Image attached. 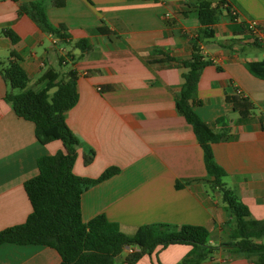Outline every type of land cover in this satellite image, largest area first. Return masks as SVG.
Segmentation results:
<instances>
[{"label":"crops","instance_id":"1","mask_svg":"<svg viewBox=\"0 0 264 264\" xmlns=\"http://www.w3.org/2000/svg\"><path fill=\"white\" fill-rule=\"evenodd\" d=\"M228 1L239 19L223 11L214 36L200 44L212 65L202 72L194 110L216 133L218 119L230 122L228 138L213 145L215 160L250 219L264 221V79L249 68L264 61V47L246 24L264 27V0ZM212 2L215 7L219 0ZM30 3L41 4L53 26L65 27L67 44L19 14L20 5ZM7 29L19 37L17 43L4 34ZM199 29L196 0H0V231L25 223L32 213L24 185L38 175V159L64 150L61 141L42 145L35 124L16 115L6 100L12 88L2 70L13 51L34 91L46 86L48 72L76 71L79 101L65 114L81 143L75 174L97 179L111 167L119 169L108 180L83 185L85 222L104 215L127 235L157 223L173 229L212 225L209 245L217 249L210 258L192 263L193 247L176 244L158 247L136 264H258L259 255L223 246L230 242L233 218L211 186L203 150L177 107L181 61L192 58ZM82 40L85 51L75 46ZM92 154L87 165L85 157ZM61 260L49 246H0V264Z\"/></svg>","mask_w":264,"mask_h":264},{"label":"trees","instance_id":"2","mask_svg":"<svg viewBox=\"0 0 264 264\" xmlns=\"http://www.w3.org/2000/svg\"><path fill=\"white\" fill-rule=\"evenodd\" d=\"M196 3L200 29L192 47V58L181 61L185 69L184 83L177 98V107L192 126L203 150L211 186L222 194L226 210L233 218L230 242L223 246L231 247L238 253L259 255L258 264H264V243L259 242L264 238V221L250 219L249 208L224 183L227 173L217 164L213 152L214 144L228 138L230 122L225 118L218 119L217 122L222 127L216 133L194 110V94L202 72L212 65V61L202 55L200 44L214 36V27L219 23L223 11L233 21H237L239 12L228 0H219L215 7L212 0H196ZM18 12L20 15L30 16L61 43H68L69 35L65 32V27L53 26L41 4H22ZM4 34L14 44L19 41L12 30H4ZM86 44L82 40L75 46L85 51ZM169 59L175 61L174 58ZM63 61L65 57L61 56L60 63ZM249 68L254 75L264 79V61L250 63ZM2 74L12 88L6 100L16 115L35 124L36 138L42 145L61 141L64 150L38 159V175L24 185L32 205V213L25 223L0 231V246L6 243L49 246L60 254V264H136L144 255L152 254L158 247L167 248L176 244L193 247L191 255L195 259L192 263H200L214 254L217 247L209 245L212 225L184 224L173 229L166 224L157 223L141 226L134 235H127L119 224L110 222L104 215L85 222L82 216L83 185L108 180L118 174L119 169L111 167L97 179L83 178L74 172L77 148L81 143L67 125L65 114L79 101L76 71L69 69L62 75L48 72L45 75L48 79L46 86L34 91L29 89L30 80L20 56L12 51ZM52 90L55 91L51 94ZM92 161L93 154L85 157L87 165ZM177 187L180 188V185Z\"/></svg>","mask_w":264,"mask_h":264},{"label":"built area","instance_id":"3","mask_svg":"<svg viewBox=\"0 0 264 264\" xmlns=\"http://www.w3.org/2000/svg\"><path fill=\"white\" fill-rule=\"evenodd\" d=\"M233 14L237 15V12L233 11ZM246 24L254 42L264 47V27L260 26L257 21H248ZM129 251L131 252L132 250L130 249Z\"/></svg>","mask_w":264,"mask_h":264},{"label":"rangeland","instance_id":"4","mask_svg":"<svg viewBox=\"0 0 264 264\" xmlns=\"http://www.w3.org/2000/svg\"><path fill=\"white\" fill-rule=\"evenodd\" d=\"M259 52H262V51H259ZM125 255V254H124Z\"/></svg>","mask_w":264,"mask_h":264}]
</instances>
